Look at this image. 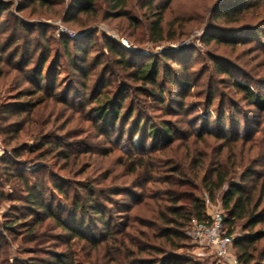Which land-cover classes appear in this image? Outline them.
Wrapping results in <instances>:
<instances>
[{
	"label": "rangeland",
	"instance_id": "1",
	"mask_svg": "<svg viewBox=\"0 0 264 264\" xmlns=\"http://www.w3.org/2000/svg\"><path fill=\"white\" fill-rule=\"evenodd\" d=\"M53 1L56 4L0 0L4 5L0 13V59L4 60L0 63V71L4 73L0 78V233L8 237L11 259L37 255L31 244L24 242V226L16 227L20 233L16 239L8 236L4 228L5 216L11 215L10 205L13 203L8 197L21 193H14V171H24L33 186V172L40 169L48 171L47 177L42 172L38 175L46 177L42 182L49 187L50 203L57 215L69 221L71 201L78 191H82H77V186L83 184V181L107 175L112 178L113 186L132 185L135 176L126 173L130 162L125 152L130 144L127 137L133 135L132 126L139 119L135 112L128 122L125 120L131 110V99L140 105L143 119L151 125L157 126L164 122L179 131L178 137L184 134L189 141V146H183L180 144L183 143L182 139H177L171 148L154 152V159H171L182 170L183 167L189 169L199 150L210 151L218 144L216 138L206 130H213L215 134L221 132L224 126L232 137L235 135L232 133L233 129L241 122L248 123L256 131V139L232 144L235 161L238 163L249 156L253 159V164L249 167L259 175L264 173V165H259L262 158L258 157L260 153H264V112L258 116L233 84L234 81H243L252 84L255 89L264 90V25L261 26L264 20L263 3L260 7L253 4L247 11L237 15L241 18L237 22H227L213 19L212 12L219 3L227 0H171L163 14L164 28L169 34L164 40L155 42L151 40L147 28L148 23L154 19V11L144 6V0H130L125 10L127 16L134 17L140 23L135 30L125 16L103 20L109 9L106 0L97 3V16L82 14L71 22L65 21V18L68 11L74 13L70 8L73 0ZM162 1L164 2L156 0V3ZM260 26L263 33L256 31ZM73 38H78L81 46L85 47L87 60L83 58V51L77 50L73 45ZM105 38L111 43L119 44L128 57L133 54L139 63L146 62L150 57L155 58L159 65L158 83L161 85L153 91L155 96L144 98L134 91L143 84L131 79L130 70L122 65L117 55L105 47ZM65 43L69 45L66 46ZM16 53L18 55L14 58ZM10 58H14L11 64ZM42 58L47 59L44 65L41 64ZM27 61L30 62L25 69ZM218 65L229 69L230 74L220 72ZM21 67L25 70L24 74L15 76ZM37 69H42L44 77L51 82L43 81L44 88L41 92L30 96L28 93L33 88L24 75L34 77ZM54 77L55 83L52 82ZM173 79L176 83H173ZM125 89L131 94L122 108L121 119L116 128H112L107 121H101L97 116V104L106 99L119 101V93ZM160 100L163 102H159ZM16 101H28L33 106L32 110L21 113V109L14 105ZM15 108L17 109L14 110ZM191 125H195L200 132L204 131V141L198 139ZM139 135L135 136L136 140ZM45 138L48 141L53 138L63 141L64 148L45 146ZM60 149L64 152H59ZM14 150L22 155L14 156ZM42 151L45 156L40 158L38 155ZM226 153L222 156V161L226 160ZM68 154L70 156L66 160L65 156ZM74 154L79 157L75 158ZM240 167L237 169V177L241 176L245 164ZM166 174L163 172L156 175L163 177ZM202 176L203 172L196 180L199 185L196 195L204 200L208 195L211 202L222 209V195L227 191L229 182L212 197L201 186ZM256 179L258 184L254 190L255 199L259 196V185L264 181V175ZM50 181L58 182L67 189L70 198L65 199L52 189ZM67 182L72 183L67 185ZM249 185L253 186V182ZM168 186L156 182L149 187L161 191ZM113 199L114 206L106 203L108 213L113 218L112 228L117 220L116 210H123V206L128 203L124 196ZM147 201L149 205L140 204L121 216L129 223L130 227H125V232L132 240L131 244L124 235L116 236L117 245L124 247L122 252L136 250L137 243L147 249L151 245H165L170 250L164 238H154L155 232L151 230L153 221H159V203L165 205L166 202L160 199L143 200ZM43 221L48 223V219ZM76 226L79 227L78 224ZM243 226L244 220H238L234 224V238L248 234ZM80 227L85 234H100L105 231L101 224L93 222ZM189 229L190 226L185 230V247L176 251L188 253L200 259L203 264H223L209 247L193 238ZM52 233L50 240L41 246L42 254L39 255L47 257L48 253L54 251H67L74 257V264H123L120 257L118 261L111 260L110 256L105 258V262L102 259L104 252L111 250L112 243L103 242L95 249L94 245L71 238L62 228L50 232ZM150 255L152 254L142 253L143 257Z\"/></svg>",
	"mask_w": 264,
	"mask_h": 264
},
{
	"label": "trees",
	"instance_id": "2",
	"mask_svg": "<svg viewBox=\"0 0 264 264\" xmlns=\"http://www.w3.org/2000/svg\"><path fill=\"white\" fill-rule=\"evenodd\" d=\"M30 1H38L41 5H48L52 2L56 4L53 0ZM99 1L100 0H73L70 8L74 10V13L68 11L65 21L71 22L76 20L78 16L82 14L97 16V3ZM129 1L130 0H106L109 9L104 14L103 20L125 16L128 18L129 22L133 24L134 30L138 28L140 23L137 19L132 16H127L128 14L125 11L129 5ZM170 2L171 0H164V2L162 1L159 3H156V0H144V6L154 11L152 14L154 19L147 25L152 41L160 42L169 34V31H166L164 28L163 14L169 7ZM262 3L264 4V0H252V2L251 0L223 1L219 3L217 9L212 11L214 16L213 19L237 22L241 19L237 17V15L247 11L253 4H258L260 7ZM3 6L4 5L0 3V13L3 11ZM261 24V26L264 25V20ZM261 26L256 28V31L259 33H263ZM214 38L218 41L220 40L215 36ZM209 39L212 38L209 37ZM72 42L77 50L83 51V58L87 60L88 54L86 53V49L81 46L78 38H73ZM104 44L111 53L118 56L122 65L130 70L131 79L143 84L142 87L135 88L134 91L144 96V98H152L155 96L153 91L161 86L158 83L159 65L155 58L150 57L146 62L139 63L135 60L133 54H130L128 57L119 44L111 43L106 38ZM65 45L68 46L69 44L65 43ZM17 55L18 53L15 54L14 58ZM13 59H9V64L13 62ZM46 61V58H42L41 64L44 65ZM1 62H4V60L0 59V63ZM29 62L30 61H27L24 64L25 69L29 65ZM24 68H19L15 76L24 74ZM219 70L222 73L230 74L229 69L222 66H219ZM3 75L4 73L0 71V78ZM24 76L28 78L27 80L31 84V88H33L30 91L31 93H28L30 96L41 92L42 88H44L42 85L43 81L47 80L51 82L49 78L44 77L42 69H37L33 75L34 77H30L28 74ZM52 82H56L55 77L52 78ZM184 82L189 83L187 81ZM173 83H176L175 79H173ZM233 84L235 89L241 93L242 98L247 104L254 108L257 115H263L264 90L262 88L255 89L252 84L243 81H234ZM21 94L22 93H20V95ZM119 94V101L115 99H106L102 101L101 104H97V116L101 118V121H107L112 128H116L117 123L121 119L122 108L131 93L125 89V91ZM159 102L163 101L160 100ZM137 104L138 103H135L133 99H131V110L126 117L127 119H125L128 122L135 112H137L136 117H138L139 120L132 126L133 135L130 137L128 135L127 137V139L129 138L130 144L129 149L125 152L130 162L126 173L135 176V181L128 187L113 186L112 178L110 179L107 175L83 181V184L77 186V188H79L77 191H82H78L71 201L72 211L70 212V221L66 218L59 217L50 203L51 193H48L49 187L42 182V179L48 176V171L40 169L33 172L35 176L34 186L30 184V178L24 171H14L15 173H12L15 174L13 177L16 178L12 185L14 193H21L20 195H11L8 197V200L13 203L10 205L11 215H9V217L5 216L6 222L4 228L6 232H8V236L16 239L18 234H20L16 230V227L19 225L24 226L23 230H26L23 235V237L26 236L24 242L31 244L32 248L36 250L37 255L25 259H11L9 256L10 245L7 239L8 237L4 235V233H0V264H74V257L67 251H54L53 253H48L49 255L47 257L39 255L42 254L41 246L48 242L53 235V233L50 234V232L58 228L64 229L67 234H70L71 238L94 245L95 249H98V246L103 242L112 243L111 250L105 251L102 255L104 262L105 258L110 256L112 258L111 260L116 261H118V257H120L123 264H203L200 259L188 253L181 254L176 251L185 247L184 240L187 238L185 230L190 226L191 220L193 218L206 220L207 218L205 200L195 193L196 190H199V185L196 180L202 172L201 186L205 191L209 192L212 197L229 182V187L222 195L221 199L228 232L233 235L234 224L238 220H244L243 229L247 231L248 234L234 238V254L242 264H264V227H262V225H264V181L259 185L260 193L258 198H254V190L258 184V179H256V177L263 176L264 173L259 175L255 169L249 167L253 164V159L249 158V156L248 158L244 157V159L236 163L235 154L232 152L234 148L232 144L236 142L242 141V143H246L250 140L255 141L254 139L256 138L254 137L256 131L249 127L248 123L241 122H238V126L233 129L232 133L235 134L233 135L234 137L228 135L224 126L221 132L219 131L215 134L212 132L213 130H206L216 138L218 144L211 148L210 151L199 150L197 157L191 163L192 166L189 169L183 167L182 170L181 166L171 159L166 161L154 159L153 153L171 148L177 139H182L181 142L183 143L180 144H183V146H189L187 136L182 134V137H178V134H180L179 131L164 122H160L157 126L151 125L150 122L143 119L144 115L140 111V105ZM14 105L21 109V113L30 112L33 107L28 101H16ZM191 126L195 134L199 137L198 139L204 141V131L200 132L195 125ZM241 130H243L242 133ZM15 131L16 130H14V132ZM258 131L259 130H257V132ZM138 133L140 135L138 140H136L135 136ZM46 138L44 143L45 146L54 145V148L56 146L63 147V141H57L56 138L48 141L49 139L47 140ZM262 143L263 139L260 140V144ZM60 150L59 152H64L63 149ZM43 152L44 151L39 153L38 156L40 158L45 156ZM225 152H227L225 154L226 160L222 161V156ZM13 154L16 157L22 155L18 150H14ZM69 156L70 154L65 156L66 160ZM77 156L78 155H75V158ZM260 156L262 160L259 161V165L263 166L264 153H260L258 157ZM243 164H245L244 170L241 176L237 177V169L241 168L240 165L243 166ZM40 172H42L44 176H47L43 178L42 174L38 175ZM163 172L167 174L163 177L159 175V177H157L156 174ZM50 182L52 183V189L58 194L65 197V199L70 198L67 189L58 182ZM156 182L168 184L169 186L167 189H161V191L160 189L155 190L149 187L150 184ZM252 182L253 186L249 185ZM71 183L72 182H67L66 184L70 185ZM122 196H124L125 201L128 200V203L125 207L123 206V210H116L117 215L115 216H117V220L112 228L113 218H111V214L109 215L108 213L106 203H111L114 206L115 200L113 198ZM150 199L151 201L160 199L166 202L165 205L159 203V206H161V209L158 210L159 221H153L151 230L155 232L153 235L154 238H164L170 250L168 251L165 245H151L150 249H147L144 245H141V243H137V251L133 249L130 252L125 250L122 252L124 247H122L121 244L117 245L116 236L118 234L124 235L126 239H129L131 244L132 240L128 233L125 232V227L129 226V223L124 221V218L121 216L126 214L124 212L133 210L140 204L146 203V205H149L148 201L143 202V200ZM43 219H48V223H44ZM91 222L101 224L105 230L104 233L85 234L80 226H88ZM76 224H78L79 227H77ZM257 226L260 227L256 228ZM27 237H30V239H27ZM148 237L149 236H146L147 239H150ZM67 242L69 243L70 241ZM144 252L152 255L143 257L142 253Z\"/></svg>",
	"mask_w": 264,
	"mask_h": 264
},
{
	"label": "built area",
	"instance_id": "3",
	"mask_svg": "<svg viewBox=\"0 0 264 264\" xmlns=\"http://www.w3.org/2000/svg\"><path fill=\"white\" fill-rule=\"evenodd\" d=\"M206 220L193 218L190 233L201 245L209 247L223 264H242L233 252L234 236L228 232L225 214L218 205L205 197Z\"/></svg>",
	"mask_w": 264,
	"mask_h": 264
}]
</instances>
